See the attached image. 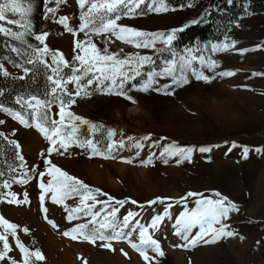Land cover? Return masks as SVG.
Wrapping results in <instances>:
<instances>
[{
	"label": "rangeland",
	"instance_id": "1",
	"mask_svg": "<svg viewBox=\"0 0 264 264\" xmlns=\"http://www.w3.org/2000/svg\"><path fill=\"white\" fill-rule=\"evenodd\" d=\"M2 2L5 0H0V3ZM19 2L22 7L31 4L32 12L27 18L33 25V31L48 32L45 43L49 49L59 51L69 61L70 66H61L59 73L67 79V76L71 75L72 57L79 52L78 49L74 50L75 42H86L88 37L79 31L74 37L65 31L62 25L52 20H44L43 0ZM188 2L182 1L176 6L169 5L176 8V11L148 13L134 18L122 17L118 23L149 32L179 28L201 10L199 0H194V6L191 8L181 7ZM80 11L76 0H66L57 11V18L60 15L68 16L69 26L78 29ZM9 19L20 20L21 16L9 12L6 13V20L0 22V27L6 29L5 32H0V35L7 40L13 55V61L10 60V63L7 61L0 63L9 75L20 77L24 73L15 65L26 59L22 55L25 46L8 34L21 30L18 25L7 23ZM91 38L98 48H103L102 36L93 35ZM26 39L28 43L38 45L32 37ZM111 39L115 40L114 37ZM231 41H236L234 48L211 52V44ZM207 45L209 47L203 51V55L211 56L218 61L219 66L209 70L207 67H201L198 61H194L193 67L197 71H202L204 75L215 76L211 82L196 80L189 71L187 73L189 83L180 87L174 86L172 95L163 94V90L157 92L149 89L142 92L125 88L127 95L132 98L129 100L120 95L103 94L97 91L93 84L84 89L80 96L75 97V103L66 110L92 124L103 126L93 130L87 124L73 121L72 123L79 126L76 137L81 142L91 140L100 152L107 155L109 129L115 131L112 141L118 144L120 140H124L125 147L123 149L117 147L111 152L110 158L94 155L86 144L81 147L72 144L63 155L56 152L48 155L47 148L50 145L42 134L33 127H24L3 111H0V120H4V123L0 124V132H4L9 139H15L21 145V155L28 169L37 167L38 170L44 171V159L47 158L91 188H99L117 200L127 198L129 201H137V204L126 203L120 208L117 215L121 218L128 211H133L139 214L134 219L147 225L154 215L162 214L164 208L171 203L172 207L168 209L169 216L165 217L160 228L155 232L149 230L153 237L160 241L165 253L163 257H156L152 264H264V151L255 152L256 148L264 150V75H252L254 72L264 73V15L245 11L220 40ZM161 47L163 46L160 44L156 46ZM14 48L19 49L20 54L13 51ZM121 48L123 52H119ZM245 48L255 50L241 55L238 50ZM185 49L187 48L183 44H178L174 48L179 54H183ZM109 51L119 52L121 57L134 52L150 56L160 54L155 49H136L118 40L109 46ZM164 53L159 55L149 70L155 68L159 71L164 60L172 58L169 52ZM45 59L51 64L50 56ZM74 66L79 67V63L76 62ZM35 70L41 73L43 80L48 83L43 93L44 97L38 98L52 99L45 95L50 91V82L46 77L52 74L51 69L37 64L33 71ZM226 70L234 71L235 75L225 77L216 75ZM156 79L157 84L153 88L171 83L169 77ZM67 87L69 91H76L74 84H68ZM84 92L89 95H85ZM19 111L23 113L24 109L21 107ZM58 112V104L52 103L51 118L58 120ZM68 123L66 117L65 124ZM29 134L35 137L36 141L32 143L36 144H33L35 145L33 151L26 152L24 142L31 137ZM148 134H151V140L144 141L142 149L132 147L128 141L130 136L138 139ZM161 137L166 139L162 140ZM172 141H176L181 147L196 146L197 149L208 145L219 147H213L208 153L195 150L190 161L181 160L180 163H177L179 157H166L168 162L165 163L160 153ZM233 142L238 147L231 148ZM243 146L250 149L246 159L243 157ZM150 157L152 163L146 164L145 161ZM129 160L131 163L126 162ZM21 171L19 168L18 172ZM43 179L47 181L51 177L46 174ZM39 183L40 179L33 177L27 184L13 183L10 189H6V192H15L18 200H23V194L27 192L28 203L10 204L0 201V216L29 229L27 234L18 230V236L30 250L40 249L44 260L37 264H146L127 241L114 240L111 242L112 249H108L101 246L103 241L98 240L93 244L81 238L72 239L65 236L64 232L87 219L73 221L67 219L64 205L76 207L79 197L73 195L66 199L64 204H54L49 193L44 204L47 213H44L40 207ZM188 192L201 193L203 197L213 199L214 193L219 192L236 203L239 211L230 213L226 221L236 235L222 237L215 243H205L204 240L209 239L205 237L195 247L178 246L185 242L175 235L173 225L175 219L185 210V205L176 201ZM157 196L172 199L166 200L164 204L148 205L147 201ZM197 198H187L188 208L195 206ZM97 199L106 197L98 196ZM139 205L144 207L140 208ZM99 207L100 205H97V208ZM48 220L54 221L57 227H52ZM198 230V227L194 228L192 234ZM9 242L13 247L10 255L21 260L22 254L15 248V241L9 237ZM52 246L57 248L55 259L48 256V249ZM149 255L155 256L151 250Z\"/></svg>",
	"mask_w": 264,
	"mask_h": 264
},
{
	"label": "snow or ice",
	"instance_id": "2",
	"mask_svg": "<svg viewBox=\"0 0 264 264\" xmlns=\"http://www.w3.org/2000/svg\"><path fill=\"white\" fill-rule=\"evenodd\" d=\"M228 2L231 3V0H228ZM65 3L66 0H43V19L52 20L54 23L62 25L64 30L71 33L74 37L77 35V31L84 33L88 37L86 42H75L74 50L78 49L79 52L72 57L73 66H71V75H68L67 79L60 76L59 73L61 66H70L69 61L59 51L49 49L45 43L49 35L48 32L41 31L40 33H35L33 31V25L27 18L32 12L31 4L27 7H22L19 0H5V2L0 3V22L6 20V13L9 12L21 16L20 20H7V23L18 25L21 29L20 31L8 32V34L25 46L22 55L26 59L15 65L24 73L23 76L18 78L24 79L25 76L33 73L37 64L50 68L52 73L46 77L47 81L50 82V91L45 93L46 96L52 97V99H40L36 95H29L27 99L23 96H18L16 103L24 109L23 113L13 111L3 105H0V111L6 112L12 119L17 120L24 127H33L42 134L50 145L47 148L48 155L53 152L63 155L72 144H76L78 147L86 144L94 155H104L105 158H110L111 152L117 147L120 149L125 147L124 140H120L118 144L112 141V137L115 135V131L112 129L108 130L109 143L107 145V155L100 152L91 140L81 142L76 137L79 126L72 123L73 121H78L79 124H87L93 130L103 127L102 125L92 124L83 117L66 110L68 106L75 103V97L80 96L84 89L93 84L95 89L103 94L120 95L131 100L132 98L127 95L125 85L131 81H135L137 77H141V81L139 84L133 83L131 89L142 92H147L149 89L157 92L163 90V94L165 95H172L174 86L180 87L189 83L187 75L189 71L196 80H203L208 83L212 79H215V76L209 77L204 75L202 71H197L193 67L194 61H198L201 67H207L209 70H213L219 66L218 61L212 59L211 56L205 57L203 55V51L208 49V45H205L203 49L198 46L187 48L183 54L177 53L172 46L173 41L177 38V34L189 27L190 24L198 23V20H191L179 28L154 32L118 23L122 17L134 18L136 16L147 15L148 13L159 14L177 10L165 3V0H76L81 9L78 29H73L69 26L68 16L60 15L57 18L58 9ZM50 4H54V6H49ZM193 6L194 0H189L187 4L181 5V7L188 8ZM5 31V28L0 27V32ZM93 35L103 37V48H98L93 43L91 38ZM26 37H32L38 42V45L28 43ZM112 37L115 40L111 39ZM225 39L227 40L228 38L226 37ZM116 40L122 42L124 45H131L136 49H155L159 53L167 51L171 54L172 58L164 60L163 66L159 71L152 68L144 73V67L154 63L153 57L141 55L139 52L128 53L121 57L119 52H123L122 48L119 52H110L109 46L115 43ZM157 44L163 47L156 48ZM235 44L236 41H231V43H213L211 44V52L227 51L229 48H234ZM254 50L245 48L238 51L243 55L245 52ZM13 51L20 54L19 49L14 48ZM194 53H200V55H195ZM48 56L51 57V64L45 59ZM76 62L79 63V67L74 66ZM52 65H55V67H52ZM0 71L3 72L4 76L8 75V72L3 71L2 68H0ZM145 75L146 79L143 78ZM216 75L220 77L233 76L235 72L226 70L218 72ZM252 75H264V73L254 72ZM157 77H169L171 83L153 88L157 84ZM68 84H74L76 91H69ZM84 94L89 95L87 92H84ZM54 102L59 106L58 120L50 116L51 105ZM66 117L69 121L68 124H65ZM3 123L4 120H0V124ZM0 137H3L13 147L15 159L19 161L18 167L22 170L18 175H11L9 179L4 180L3 184L0 185L3 189H10L13 183L27 184L33 177L40 179L39 201L41 211L44 213H47V208L44 207V204L46 195L49 193L51 194L50 199L54 204H64V201L73 195L79 197V203L76 207L64 205L67 219L69 221L87 219H84L81 223H77L69 231L64 232L65 236H70L72 239L81 238L93 244L98 240L103 241L104 243L101 246L108 249H112L111 242L114 240L127 241L130 247L144 259L146 264H152L156 257L164 256L165 253L161 248L160 241L154 238L149 230L151 229L155 232L160 228L165 217L169 216L168 209L172 207L171 203L164 208L162 214L154 215L147 225L141 224L139 220L134 219L139 214L133 211H128L121 218L117 215L120 208L126 203L137 204V201H129L127 198L117 200L99 188H91L82 180L69 175L68 172L57 167V165L47 158L44 159V171L38 170L37 167L28 169L24 157L21 155V145L15 139H9L4 132H0ZM160 139L163 140L166 137H161ZM150 140L151 134L138 139L131 136L128 137L131 146L136 149H142L144 147L143 142ZM213 147H219V145L200 146L197 149L196 146L181 147L176 141H172L164 147L160 155L165 163L168 162L166 157H179L177 163H180L181 160L190 161L192 153L195 150L201 153H208ZM235 147H238V145L233 142L231 148ZM249 151L250 149L247 146H243V157L245 159ZM261 151L264 150L261 148L255 149L257 153ZM41 155L43 156L44 153H41ZM126 162L131 163L130 160ZM145 163L151 164V157ZM8 170L9 173L17 172V168L11 164H8ZM29 172L31 175H29ZM46 174L51 179L45 181L43 178ZM3 175L4 173L0 172V177ZM23 196V200H18L15 192L8 191L0 193V201L10 204L28 203V193L25 192ZM98 196L106 197V199H97ZM188 197H198L195 200V206L192 208H188L187 206ZM214 197V199L205 198L201 193L188 192L176 201V203H184L185 205V210L175 219V224L173 225L175 235L185 242L183 245L178 246L185 248L189 246L195 247L205 237H209V239L204 240L205 243H215L222 237L236 235L226 221H228L230 213L239 211L238 205L219 192L214 193ZM171 199V197L157 196L147 201V203L150 206L157 203L164 204L166 200ZM97 205H100V207L97 208ZM139 207L143 208L144 205H139ZM45 219H47V215H45ZM48 223L54 228L57 227L52 220H48ZM197 227L199 230L193 235L192 230ZM18 230L25 234L29 232L27 227H21L0 216V264H37V262L44 260L40 249L30 250L21 242ZM9 237L15 241V248L19 249L22 254L21 260H17L10 255L13 247L10 246ZM240 238L243 239V237ZM149 250L155 256L149 255ZM125 255L127 254L125 253Z\"/></svg>",
	"mask_w": 264,
	"mask_h": 264
},
{
	"label": "trees",
	"instance_id": "3",
	"mask_svg": "<svg viewBox=\"0 0 264 264\" xmlns=\"http://www.w3.org/2000/svg\"><path fill=\"white\" fill-rule=\"evenodd\" d=\"M189 0H165L168 5H177V3ZM201 3V10L192 17L191 20H198L196 24H190L182 32L177 34L176 40L173 41V48L176 45L183 44L185 48L200 47L204 48L205 45L212 41L220 40L229 27L238 22L241 15L249 10L256 14L264 15V0H199ZM9 44L4 36L0 35V62L7 61L10 63L13 55L11 54ZM159 53V52H158ZM164 53V52H163ZM163 53L152 55L155 64L159 55ZM165 54V53H164ZM2 63V62H1ZM0 63V68L5 71L3 65ZM152 65H146L143 72L146 73ZM41 73L36 70L25 76L24 79L7 75L4 76L0 71V105L13 111H19L20 105L16 103L18 96H23L25 99L29 95H36L37 97H44V91L47 89L48 83L43 80ZM146 79V75L143 77ZM141 77H137L135 81H131L125 85L127 90L131 89L133 83L139 84ZM8 164L17 168L16 173H9ZM19 161L15 159V150L7 141L0 137V172L4 175L0 177V185L4 180L10 178L11 175H18ZM0 193H6V189L0 186Z\"/></svg>",
	"mask_w": 264,
	"mask_h": 264
},
{
	"label": "bare ground",
	"instance_id": "4",
	"mask_svg": "<svg viewBox=\"0 0 264 264\" xmlns=\"http://www.w3.org/2000/svg\"><path fill=\"white\" fill-rule=\"evenodd\" d=\"M30 135V134H29ZM31 137L29 138V140H27V142L25 141L24 142V144H26L25 145V149H26V152H28V151H33V149H34V146L35 145H33V144H36V143H32L35 139V137L33 138V135L31 134L30 135ZM29 141V142H28ZM36 141V140H35ZM44 243V242H43ZM49 243V242H48ZM49 247V246H48ZM49 251V258H52L53 257V259H55V254L57 253L56 251H57V248H54L53 246L52 247H50L49 249H48ZM53 255V256H52ZM59 261V260H58Z\"/></svg>",
	"mask_w": 264,
	"mask_h": 264
}]
</instances>
